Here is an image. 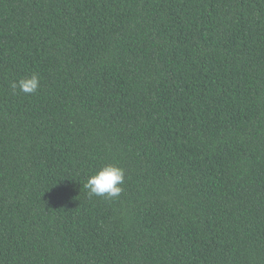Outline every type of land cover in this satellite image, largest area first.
Listing matches in <instances>:
<instances>
[{"label":"trees","instance_id":"trees-1","mask_svg":"<svg viewBox=\"0 0 264 264\" xmlns=\"http://www.w3.org/2000/svg\"><path fill=\"white\" fill-rule=\"evenodd\" d=\"M0 264H264V0H0Z\"/></svg>","mask_w":264,"mask_h":264},{"label":"clouds","instance_id":"clouds-1","mask_svg":"<svg viewBox=\"0 0 264 264\" xmlns=\"http://www.w3.org/2000/svg\"><path fill=\"white\" fill-rule=\"evenodd\" d=\"M11 87L12 89L19 88L25 94L35 93L40 87V77L33 73L29 77L13 81ZM123 183V169L115 165H105L89 175L83 187L87 189L90 198L92 196L115 198L123 191L121 187Z\"/></svg>","mask_w":264,"mask_h":264}]
</instances>
